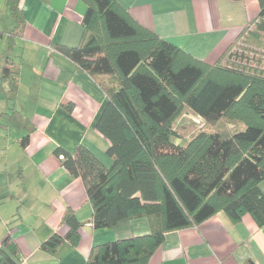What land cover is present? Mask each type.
<instances>
[{"label":"trees","instance_id":"trees-1","mask_svg":"<svg viewBox=\"0 0 264 264\" xmlns=\"http://www.w3.org/2000/svg\"><path fill=\"white\" fill-rule=\"evenodd\" d=\"M21 0H7L14 34L24 28ZM82 36L57 50L99 84L107 100L95 122L108 142L105 166L88 148L57 149L61 164L84 183L94 228L145 217L149 233L93 245L85 264H147L166 232L200 224L218 211L233 222L249 214L264 225V54L237 50L238 42L264 47V0L257 15L214 64L199 60L139 24L116 0H84ZM3 81L17 87V71ZM101 77V78H100ZM15 126L33 129L17 112ZM191 117V118H187ZM194 129L188 138L186 126ZM28 135L22 144L26 145ZM62 222L76 244L77 221ZM62 237L41 244L54 251ZM14 243L6 238V249ZM3 255L0 264H17Z\"/></svg>","mask_w":264,"mask_h":264},{"label":"crops","instance_id":"crops-1","mask_svg":"<svg viewBox=\"0 0 264 264\" xmlns=\"http://www.w3.org/2000/svg\"><path fill=\"white\" fill-rule=\"evenodd\" d=\"M139 24L196 59L214 64L257 15L258 0H116ZM0 0V259L17 264H85L93 245L149 233L145 217L94 228L93 208L80 177L62 164L57 149L88 148L105 166L109 142L95 128L107 97L98 77L57 50L75 47L82 36L84 0H21L24 28L14 24ZM15 69L17 87L2 79ZM101 78V77H100ZM17 112L31 131L8 121ZM28 135L26 145L23 138ZM264 195V180L259 184ZM72 210L81 223L78 240L67 239L62 222ZM62 237L54 251L41 244ZM9 238L8 249L3 241ZM15 258V257H14ZM147 264H264V225L249 214L233 222L220 210L198 225L171 230Z\"/></svg>","mask_w":264,"mask_h":264},{"label":"rangeland","instance_id":"rangeland-1","mask_svg":"<svg viewBox=\"0 0 264 264\" xmlns=\"http://www.w3.org/2000/svg\"><path fill=\"white\" fill-rule=\"evenodd\" d=\"M234 49L237 50H244L245 52H249V50L251 51L250 56H252V54H256L255 57H259V55L264 54V47H253V46H247L246 43L244 42H238L237 43V47ZM187 118H191V117H187ZM187 130H185L184 135L188 138L190 135H192L194 132V129H191L189 125L186 126ZM193 132V133H191Z\"/></svg>","mask_w":264,"mask_h":264}]
</instances>
